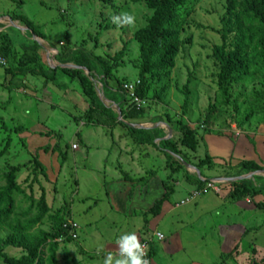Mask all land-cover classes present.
I'll use <instances>...</instances> for the list:
<instances>
[{"label":"rangeland","instance_id":"374dc122","mask_svg":"<svg viewBox=\"0 0 264 264\" xmlns=\"http://www.w3.org/2000/svg\"><path fill=\"white\" fill-rule=\"evenodd\" d=\"M226 5L227 0H188L178 9L182 44L174 66L147 89L141 100L145 114L132 117L137 110L119 87L139 80L143 62L134 35L146 27L152 14L146 0H0V27L6 26L8 31L0 35V45L10 43L19 54L17 57L24 53L23 44L39 45L41 62L47 68L60 65L57 53L61 54L59 59L69 52V59H73L72 55L80 51L91 58L106 59L113 65L107 81L109 93L105 94L99 84V72L93 80L100 104L112 109L119 120L117 109L104 101L111 96L128 109L125 120L120 117L124 123L157 127L158 131L154 145H144L134 141L130 132L118 124L121 121L113 124L103 116L93 115V121L87 124L90 103L76 81L67 78L68 84L61 81L56 86L32 75L13 77L6 71L7 67H14L11 57L6 67L0 66V189L5 186L9 171L20 167L15 181L24 194L17 196L9 220L0 221V240H22L23 235L19 233L21 238L13 228L16 223L26 228L25 223L37 215L35 206L43 193L49 212L26 231L23 240L32 242L42 233H51L54 229L51 217L75 224L77 239L59 242L54 249L57 264H103L109 253L114 257L118 254L116 241L127 233L136 234L138 242L145 246L144 253L153 251L150 264H251L264 260V204L250 212L237 209L229 182L222 189L220 184H213V188H219L218 194L208 189L189 200L193 192L201 191L210 182L206 178L201 180V170L206 175L210 173L204 166L197 167V159L206 156L202 155V148L197 147L193 154L180 147L175 125L177 122L187 125L198 141L206 133H229L232 125L242 131L264 121V60L256 40L242 42L248 65L244 76L229 87V104L219 90L221 66L215 54L224 43L222 18ZM121 12L135 16L134 27L113 23L112 17ZM239 18L241 34L255 27ZM32 31L39 35H33ZM227 37L233 41L234 33ZM230 41L223 52L232 50ZM67 64L73 65L70 60ZM163 142H170L179 150V154L170 153L172 161L166 160L161 152ZM56 143L66 156L64 160L52 153ZM73 146L78 150L74 151ZM34 160L44 167L46 177L38 173ZM209 160L205 166L209 164L217 171L224 169L228 174L234 172L228 166H216L210 157ZM173 161L180 164L182 161L196 172L182 164V169H178ZM120 169L125 177L117 172ZM153 177L155 180L150 183ZM193 177L204 182L201 190H196L198 186L193 183L182 190L177 188L165 204L172 211L163 220L160 216L152 226L133 212L131 205L119 204L124 197H118V193L112 196V192L123 188V182H131L128 192L132 194L125 197L129 202L135 190L146 189L148 184L150 191L145 203L152 200V204L164 194V183L174 189L186 181L183 178ZM31 194L36 201L32 205L28 201ZM186 200L187 203L176 207ZM29 206L31 211L23 215ZM239 227L242 229L238 235ZM230 238L239 239L233 245ZM48 250V245L41 248V264L49 257ZM0 253L15 259L24 255L20 249L3 245ZM0 264H4L2 258Z\"/></svg>","mask_w":264,"mask_h":264},{"label":"trees","instance_id":"16d2710c","mask_svg":"<svg viewBox=\"0 0 264 264\" xmlns=\"http://www.w3.org/2000/svg\"><path fill=\"white\" fill-rule=\"evenodd\" d=\"M187 2L188 0H146L148 8L152 11V14L147 20L146 27L134 35L135 41L140 45L139 53L143 62L141 66L142 68L139 72L138 84L134 91L135 96L139 100L145 98L147 89H149L152 82L155 83L156 81L162 79V77L167 75L174 66L176 53L182 44L179 40V34L183 28L179 25L180 23H178L180 19L177 13L178 9L183 7ZM107 3L111 4L110 1ZM239 17H241V19H243L247 24L255 25V27L249 31L246 29V33L241 34L238 31L239 25L237 21L240 19ZM222 25V40L224 43L220 49H216L215 55H217L216 58L221 66V72L218 76L219 90L225 100V103L229 104V87L237 83L238 80L244 76L248 65V60L244 53L246 48L243 47L242 44L243 40H249V42L256 40V44L260 49L261 56L264 60V0H227L226 14L222 18ZM32 33L35 36L39 35L34 31H32ZM231 33H234L233 41H230L227 37ZM229 41L231 42L230 48H232V50L225 53L222 49L227 46ZM10 49V43L5 42L0 45V55L6 60L7 65L10 63L11 60L9 61V59L11 57L16 61V63H14V60L12 59L11 62L13 65L15 64V66L12 68H6V71L12 74L13 77H25L27 75H32L35 77H41L43 82L48 84L55 81V73L59 70L71 80L76 81L79 84L83 95L86 99H88L90 108L86 113L87 124H90L93 121L91 120L93 115H97L98 117L103 116V118L113 124L118 123V120L114 117L112 112L100 104L95 92L94 84L91 81L96 78V73L99 72L98 76L101 77L99 84H101L103 92L105 94L108 93L109 86L107 81L110 79L111 72L113 70V65L109 61L101 57L91 58L82 51H80V53L75 52L72 55L73 59H69V52L67 56H65V54L63 55L62 59H60V63L67 64L70 60V62H72L75 66L85 69L88 72V76H85L82 71L58 68L52 69L48 72L43 69L41 59L38 54L39 47L36 44L24 47V53L18 59H15V57L12 56ZM59 56H61L60 53ZM152 72H154L155 75L153 74L151 77H146L148 73ZM124 85L125 84L119 87V91L122 92L123 95H126L127 93L123 88ZM106 99L115 102L109 97H106ZM115 103L117 105V102ZM118 106L120 116L125 120L128 109H124L122 105ZM135 109L137 111L132 112V117H139L145 114L142 107L139 109L135 107ZM118 124L125 127L130 132L136 143L154 145L155 137L151 136V132L149 133L147 131L131 129L121 122ZM175 125L177 126L178 133L180 134V147L193 153L196 152L198 147L196 133L182 122H177ZM22 133L23 132H21V134ZM162 144L164 149L161 150V152L164 154L166 160L172 161L170 153L179 154L177 146L170 142H163ZM52 153H57L58 158L61 160L66 158L58 143L54 145ZM1 155L2 154H0V156ZM208 162H210V160L206 155L203 161L197 163V166L203 167ZM33 163L35 164V168L39 169L38 173L43 177H46L44 167L37 160H34ZM173 163L178 169H182V165L180 163L175 161H173ZM239 166H241L246 173H253L256 170H260L256 165L247 162H243ZM20 170V167L12 168L7 176H5V186L0 189V221L9 220L15 211V200L17 196L19 194H24L15 181V176ZM174 173L175 171L171 172V174ZM193 178L195 179V177ZM197 183L198 189L201 190V187L204 186V182L197 180ZM232 186L234 187L231 192L233 201H239L246 196L252 198L255 194H257L254 190L248 189L246 183H234ZM163 188L165 192L162 198L155 201L148 211L140 214L144 222L147 223L148 219L157 218L161 213L162 206L170 201V198L174 193L173 188L167 183L163 184ZM44 200L45 197L43 193H41L39 201L35 206L37 207V215L34 216L31 221H27L25 223L26 228L23 229L18 223H16V227L13 228L14 231L18 232V235L21 236L22 234L24 239L26 231L39 224L41 219L47 216L49 209L45 205ZM28 201L30 202V205L34 204L32 202H36L33 194L28 196ZM31 209L32 206H29L26 213H23V215H27ZM51 223L54 226L51 233H42L32 242L23 240L22 236L21 241L8 240L4 242L0 240V245L10 246L24 252V255L18 259L8 257L0 253V258L3 259L4 264H39V262L41 264L39 254L41 248L45 245L50 247V250H48L49 257L46 259L45 264H57L54 254V249L57 247V243L69 241L73 242L77 239V236L75 240L72 239L70 226L61 218L51 217ZM74 233L76 234L75 231ZM153 256V251L149 250L143 259H146L148 264H150ZM224 257H227V255ZM260 261L261 262L259 263L253 262L251 264H264V260L261 259Z\"/></svg>","mask_w":264,"mask_h":264},{"label":"crops","instance_id":"0c3cea01","mask_svg":"<svg viewBox=\"0 0 264 264\" xmlns=\"http://www.w3.org/2000/svg\"><path fill=\"white\" fill-rule=\"evenodd\" d=\"M7 21H8V19H7ZM7 32L8 31H7L6 26L0 27V35L6 34ZM25 46H26V44H23L21 46V48L25 47ZM10 51H11V54L13 57H16V59L19 58V57H17V55H19V54L16 52V50L14 49L13 46H11ZM38 54H39V51H38ZM39 57H40V55H39ZM56 57L58 60H60L58 58L59 53H57ZM14 63H16L15 60H14ZM60 65H66V64L60 63ZM14 66H15V64H14ZM42 66H43V69L45 71H48V72H50V70H52V69L58 68L56 66H54V68H50V67L47 68L43 65V63H42ZM55 78L56 79H55L54 83L56 84V86H58L59 82H61V81L65 82V84H68L67 80L70 79L66 75L61 73L59 70L56 71ZM91 81L93 82V80H91ZM48 92L49 91H47V90L45 91V93L47 95L49 94ZM108 97L110 99H113L111 96H107V98ZM105 100L108 103H111L112 107H115L117 110H119L118 105H122L120 102L116 101L115 99H113V100L115 102H117V105L115 102H113L111 100H108V99H105ZM110 111H113V110L110 109ZM120 117H119V115H117V118H120ZM118 121H121L124 123L123 120H118ZM252 122H253V120H252ZM133 125H137V124H133ZM138 126L146 127L144 124H141ZM256 126L254 128H252L250 125L247 130L241 131L235 125H232L229 128V130L231 131L229 133L222 132L221 134H205L202 136V138L198 139V141H199L198 148L203 149L202 155L204 153L206 155H208L207 153L209 152V157L213 159V162L215 163L216 166L223 167V168L228 166L231 169V171H234V172H231L230 174H228V172H224L226 170H224L223 168H221V169H223L224 171L223 170L217 171V168H211L210 165L208 164L207 166H204V167L206 168L207 172L210 173V175L204 174V172L201 170L202 175H203V177H201V180L205 181L207 179L206 181H210V182L215 181L217 184L221 185L220 186L221 189H222L223 185L225 186L229 182V184L231 183L230 185H231L232 191L234 189V187L232 186L234 183H240V182L246 183L248 186V189L254 190L255 193H257V194H255V196L252 198L249 196H246L239 201H233V203L237 209L242 210V211H248V212L254 211L255 206L260 207V206H262V204H264V121L260 122L257 127ZM146 128H147L146 130H139V131H147L149 133L151 132L150 134L153 137H155V135L158 133V131L156 130L157 127H146ZM150 129L152 131H148ZM155 140H156V138H155ZM200 142H202L203 145H201ZM76 150H78L77 147L74 149V151H76ZM186 151L189 153H193V152H190L189 150H186ZM193 154H195V152ZM197 155H198V153H197ZM203 160L204 159H197L198 163L200 161H203ZM243 162L252 163V164L256 165L260 170H258V171L256 170L253 173H246L244 171V169L241 168V166H239ZM198 169H199V167H198ZM117 172L121 175L122 174L124 175V171L122 172L121 169ZM217 172H219V173H217ZM225 173H226V175H225ZM118 176L119 175L117 174V177ZM125 176L126 175H124V177ZM249 176H250V178H248ZM243 177H247V178L244 180H240V178H243ZM128 178L131 180L130 177H128ZM195 178L197 179V177H195ZM183 179L186 180L187 182L183 181L182 185L177 184L176 187L173 189V191H176L177 188H180L181 190L185 189V186L190 185V183H193V185H196L195 187L198 186V183H197V181L194 180V178H189V179L183 178ZM199 179H200V177L198 178V180ZM118 180H117V182H118ZM154 180H155V178L153 177L150 180V183H153ZM118 183L122 184V182L120 180ZM129 185L131 186V182H126V181L123 182V188L118 189L116 192H112V196H113V194L116 196V193H118L117 194L118 197H124L122 199L123 202L121 201V203H119V204H123L122 206H125V204L131 205V208H132L131 210H133V212L136 211V214H138V216H140L141 213L148 211L152 207L151 205L154 204V203L151 204L152 200L150 202L145 203V200L148 196V192L150 191V186H147L148 185L147 184L146 189L143 187L144 189L135 190L134 194L131 195V198L129 199V202H128V200L125 199V197L128 194H132V193H129L131 191V189L129 188ZM152 185L153 184H151V186ZM215 189H217L218 192H216V191H214V192L218 194L219 188H215ZM196 190H200V189H196ZM109 191H111L110 188H109ZM159 193L161 194V192H159ZM122 194H123V196H121ZM142 195H143V197H142ZM162 196H161V198H162ZM254 200L256 201L255 203H253ZM116 201H117V197H116ZM155 201H157V200H155ZM138 203H139V205L136 206ZM180 203H182V201ZM180 203H179V205L176 204V207L182 205ZM165 204H167V203H165ZM165 204L162 206L161 213L157 218L148 219V226H152V224H154V223L157 224V221H158L160 216L163 220V218L165 216L170 214L172 209L170 207H166ZM141 205H142V207H145L144 210H142V208H140ZM143 205H146V206H143ZM164 207H166V208H164ZM125 211H127V209H125ZM233 228L236 229V226H234ZM241 229H242V227H239L238 235H239V233H240L239 231ZM227 230H229V229H226V231ZM225 235L229 236V234H227V233H225ZM230 235H231V233H230ZM232 236H229V237H232ZM237 240H234L232 238L229 239L230 243L233 241L232 242L233 245L236 244Z\"/></svg>","mask_w":264,"mask_h":264},{"label":"clouds","instance_id":"9594fccd","mask_svg":"<svg viewBox=\"0 0 264 264\" xmlns=\"http://www.w3.org/2000/svg\"><path fill=\"white\" fill-rule=\"evenodd\" d=\"M112 20L118 25L134 27L136 24L135 16L128 12H121L119 15L113 16ZM116 243L118 254L114 257L113 254L109 253L103 264H148V261L143 259L142 246L135 233L122 234Z\"/></svg>","mask_w":264,"mask_h":264},{"label":"built area","instance_id":"2783aa9c","mask_svg":"<svg viewBox=\"0 0 264 264\" xmlns=\"http://www.w3.org/2000/svg\"><path fill=\"white\" fill-rule=\"evenodd\" d=\"M6 60L0 55V66H3V67H6ZM137 84H138V82H135L134 84H125L124 85V90L126 91V93L128 94V97H129V100L131 101V104H133V106L134 107H136L137 109H139L140 107H141V104H142V101L141 100H139L136 96H135V93H134V91H135V88H136V86H137ZM76 147L75 146H73V149H75ZM213 182H209L208 184H207V187L206 188H203L201 191H195V192H193L191 195H190V197H189V200H192V199H195V197L197 196V195H199V194H201L200 192H202V194H204L208 189H214L216 192H218V190L217 189H215V188H213ZM188 201L186 200L185 202H182V203H180V204H185V203H187ZM69 226H70V234H71V237H72V239H76V234L74 233V231H76V229H77V226L75 225V224H73V223H69L68 224ZM157 236V238L159 239V240H162V236L160 235V234H157L156 235ZM142 249H143V253H144V251H145V246L144 245H142ZM145 255H146V253H144V256L143 257H145Z\"/></svg>","mask_w":264,"mask_h":264},{"label":"water","instance_id":"95a60500","mask_svg":"<svg viewBox=\"0 0 264 264\" xmlns=\"http://www.w3.org/2000/svg\"><path fill=\"white\" fill-rule=\"evenodd\" d=\"M35 39H37V38H35ZM38 46H39V45H38ZM56 67H58L59 69H67V70L82 71V72H84V73L86 74V76L88 75V72H87L85 69L80 68V67H77V66H75V65H69V64H66V65H57ZM52 68H54V66H53ZM98 98H99V96H98ZM104 101H106V100L104 99ZM106 102H107V101H106ZM117 112H118V115H119V117H120V112H119V110H117ZM119 120H122V119L119 118ZM124 124H126L127 127L132 128V129H137V130H146V129H147L146 127H142V126H138V125H133V124H129V123H124ZM181 164H182L185 168H187V169H191L192 171L196 172V170H195L193 167H191L190 165H187V164H185V163L182 162V161H181ZM197 175H198V173H197ZM246 178H247V177H243V178H240V180H244V179H246ZM211 182L216 183L215 181H211Z\"/></svg>","mask_w":264,"mask_h":264}]
</instances>
